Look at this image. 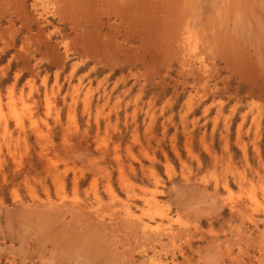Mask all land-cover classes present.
Instances as JSON below:
<instances>
[{
  "label": "rangeland",
  "instance_id": "rangeland-1",
  "mask_svg": "<svg viewBox=\"0 0 264 264\" xmlns=\"http://www.w3.org/2000/svg\"><path fill=\"white\" fill-rule=\"evenodd\" d=\"M0 264H264V0H0Z\"/></svg>",
  "mask_w": 264,
  "mask_h": 264
},
{
  "label": "bare ground",
  "instance_id": "bare-ground-1",
  "mask_svg": "<svg viewBox=\"0 0 264 264\" xmlns=\"http://www.w3.org/2000/svg\"><path fill=\"white\" fill-rule=\"evenodd\" d=\"M146 225H147V224H146ZM148 225H149V224H148ZM145 228H146V227H145ZM168 229H169V228H168ZM168 229H167V230H168Z\"/></svg>",
  "mask_w": 264,
  "mask_h": 264
}]
</instances>
